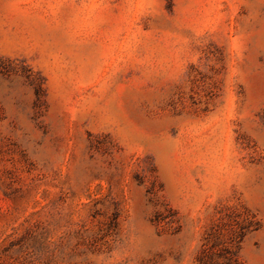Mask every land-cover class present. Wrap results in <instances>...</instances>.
I'll return each instance as SVG.
<instances>
[{"label":"rangeland","instance_id":"1","mask_svg":"<svg viewBox=\"0 0 264 264\" xmlns=\"http://www.w3.org/2000/svg\"><path fill=\"white\" fill-rule=\"evenodd\" d=\"M0 264H264V0H0Z\"/></svg>","mask_w":264,"mask_h":264}]
</instances>
